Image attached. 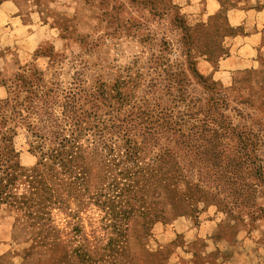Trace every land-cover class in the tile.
I'll return each instance as SVG.
<instances>
[{
    "label": "rangeland",
    "instance_id": "obj_1",
    "mask_svg": "<svg viewBox=\"0 0 264 264\" xmlns=\"http://www.w3.org/2000/svg\"><path fill=\"white\" fill-rule=\"evenodd\" d=\"M64 110L107 137L109 113L133 119L145 174L126 236L103 252L92 205L51 210L46 233L14 201L19 175L0 264H264V0H0V177L36 165L30 129H68Z\"/></svg>",
    "mask_w": 264,
    "mask_h": 264
},
{
    "label": "trees",
    "instance_id": "obj_2",
    "mask_svg": "<svg viewBox=\"0 0 264 264\" xmlns=\"http://www.w3.org/2000/svg\"><path fill=\"white\" fill-rule=\"evenodd\" d=\"M61 115L70 124L68 129L58 128L57 120L49 117L41 118L40 124L30 129V148L38 155L37 163L21 174L14 164L5 169L0 177V203L10 199L9 185L24 175L28 193L14 201L33 224L54 235L57 231L51 225V210L61 209L71 214L95 206L104 212L108 227L112 228L106 233L107 243L101 249L115 256L119 238H124L128 231L133 204L140 201L139 182L145 174L140 149L127 129L133 119H120L109 113L111 135L107 137L103 130H95L97 125L93 127L95 131L84 129V121L73 111L64 110ZM105 121L100 117L95 122L104 125ZM80 138H85L82 143L86 142V147L78 145ZM83 254L85 261L91 260L90 254Z\"/></svg>",
    "mask_w": 264,
    "mask_h": 264
}]
</instances>
